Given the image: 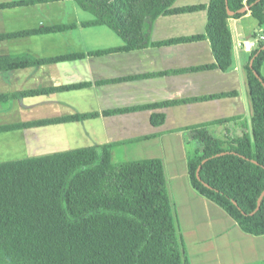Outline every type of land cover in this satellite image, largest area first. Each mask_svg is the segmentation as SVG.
<instances>
[{
  "label": "crops",
  "instance_id": "1",
  "mask_svg": "<svg viewBox=\"0 0 264 264\" xmlns=\"http://www.w3.org/2000/svg\"><path fill=\"white\" fill-rule=\"evenodd\" d=\"M27 1L0 0V128L34 125L0 132V147H5L0 163L89 147H108L115 164L162 159L190 263L264 264V236L245 233L225 210L200 195L187 163L192 128L206 126L222 141L253 134L252 53L243 42L259 28L248 23L250 13L228 21L232 65L223 71L205 69L216 64L207 37L157 45L206 35V10L161 15L146 23L147 47L108 51L125 41L106 25H87L95 17L75 0ZM210 1L176 0L173 8ZM54 26L72 29L35 33ZM99 51L107 52L96 55ZM71 55L80 57L58 60ZM33 61L39 63L18 65ZM210 96L219 98L192 101ZM114 110L124 112L106 114ZM73 116L84 117L67 120ZM13 134L21 139H3Z\"/></svg>",
  "mask_w": 264,
  "mask_h": 264
},
{
  "label": "trees",
  "instance_id": "2",
  "mask_svg": "<svg viewBox=\"0 0 264 264\" xmlns=\"http://www.w3.org/2000/svg\"><path fill=\"white\" fill-rule=\"evenodd\" d=\"M48 1L58 0L23 3ZM75 1L95 17L87 25H106L125 41V46L108 51L147 47L146 23L161 15L206 10V35L157 45L207 37L216 64L205 69L218 67L223 71L232 65L228 21L247 14L230 16L226 0L182 8H173L176 0ZM228 7L232 12L248 7L259 30L264 29V0H228ZM71 29L72 26H54L35 33L55 34ZM257 36L258 33H254V37ZM263 47L264 41L251 54V59L255 58L252 67L248 65L252 136L245 134L222 141L206 126H200L191 129V146L187 143L192 187L225 210L245 233L254 236H264ZM106 52L99 51L96 55ZM77 57L80 56L58 60ZM30 63L39 61L18 65ZM216 98L219 97L192 101ZM186 102L190 101L180 103ZM121 112L124 111L106 114ZM83 117L73 116L67 120ZM33 125L1 127L0 132ZM0 264H191L169 192L164 161L145 159L115 164L108 147H89L0 163Z\"/></svg>",
  "mask_w": 264,
  "mask_h": 264
},
{
  "label": "built area",
  "instance_id": "3",
  "mask_svg": "<svg viewBox=\"0 0 264 264\" xmlns=\"http://www.w3.org/2000/svg\"><path fill=\"white\" fill-rule=\"evenodd\" d=\"M258 33L260 36L258 37H251L250 39L243 42L244 49L249 52L253 53L254 49L259 47L260 43L264 41V29L259 30Z\"/></svg>",
  "mask_w": 264,
  "mask_h": 264
},
{
  "label": "rangeland",
  "instance_id": "4",
  "mask_svg": "<svg viewBox=\"0 0 264 264\" xmlns=\"http://www.w3.org/2000/svg\"><path fill=\"white\" fill-rule=\"evenodd\" d=\"M250 13V12H249ZM250 15H251V13H250ZM255 23L256 21L252 18L251 20H248V23L249 24H252V23ZM261 30H263V29H261ZM258 36H260V34L258 33ZM257 36V37H258ZM20 138V136H19V134L18 135H16V134H13V135H11V136H7V137H5V138H3V139H7V140H11V141H13L14 143L15 142H18V139ZM21 139V138H20ZM0 149H5V147H0ZM11 149L12 150H16V148H14V146H11ZM8 150H9V148H8ZM19 151H17V153H18ZM10 155H12V156H15V157H17V159L18 158H20V157H23V156H21V155H23L22 153H20V154H10Z\"/></svg>",
  "mask_w": 264,
  "mask_h": 264
},
{
  "label": "water",
  "instance_id": "5",
  "mask_svg": "<svg viewBox=\"0 0 264 264\" xmlns=\"http://www.w3.org/2000/svg\"><path fill=\"white\" fill-rule=\"evenodd\" d=\"M226 4H227L228 14H229L230 16H234L236 13L244 14V13H246V12L249 10L248 7H245V8H243V9L239 10L238 12H232V11L229 10V7H228V0H226ZM263 49H264V47H263L261 50H263ZM261 50H259V52H260ZM254 59H255V58H253V59L251 60V63H250V66H251V67H252V65H253V61H254ZM254 74L259 78V74H258L256 71H254ZM197 176H198V178H200L199 171H198V173H197ZM259 208H260V204H259V206H258L257 209H259Z\"/></svg>",
  "mask_w": 264,
  "mask_h": 264
}]
</instances>
